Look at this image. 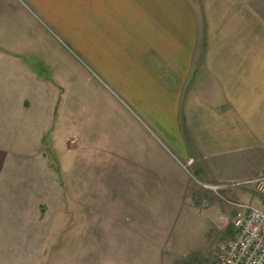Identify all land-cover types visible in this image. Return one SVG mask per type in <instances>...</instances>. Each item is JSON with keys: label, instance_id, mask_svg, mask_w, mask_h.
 <instances>
[{"label": "rangeland", "instance_id": "1", "mask_svg": "<svg viewBox=\"0 0 264 264\" xmlns=\"http://www.w3.org/2000/svg\"><path fill=\"white\" fill-rule=\"evenodd\" d=\"M209 4L216 39L264 44V0ZM106 10L103 20L115 16ZM94 15L82 0H0V42L30 47L23 54L57 95L54 127L44 137L49 147L38 167L37 198L51 210L34 226L39 241L21 245L16 258L8 253L11 245H1L0 264H216L218 246L230 241L234 210L261 203L252 187H216L240 182L223 179L230 169L264 167V137L239 133L238 142V133L206 132L215 147L205 157L187 141L195 161L189 167L156 117L144 113L143 91L130 89L133 66L148 57L126 51L123 20L118 29L105 21L97 33ZM113 31L124 41L118 43ZM100 37L103 50L96 52ZM230 137L243 145H228Z\"/></svg>", "mask_w": 264, "mask_h": 264}, {"label": "crops", "instance_id": "2", "mask_svg": "<svg viewBox=\"0 0 264 264\" xmlns=\"http://www.w3.org/2000/svg\"><path fill=\"white\" fill-rule=\"evenodd\" d=\"M82 1L95 8L93 26L97 33L105 28V21L118 29L123 20L128 28L126 51L137 49L148 57L141 66H133L136 70L128 81L130 89L143 91L144 113L156 117L170 146L189 167L195 161L189 156L187 141L205 157L215 147L206 132L238 133V142L242 138L239 133H261L264 137V44L225 43L224 36L216 39L210 0H202V13L199 0ZM105 10L106 15L115 11V16L103 20ZM113 37L118 43L124 41L114 31ZM103 41L96 38V52L103 50ZM30 50L0 42V247L11 245L8 253L14 258L22 255L21 245L39 241L34 226L43 223L51 210L37 198L42 186L38 167L49 147L44 137L54 127L57 95L49 81L39 76L32 58L23 54ZM115 50L118 52V45ZM196 52L199 54L194 57ZM227 143L243 145L232 137ZM244 166V170L230 169L223 179L243 181L264 174L263 165ZM56 207L64 208L61 204ZM227 236H233L231 226ZM25 251L26 257L33 254L30 247Z\"/></svg>", "mask_w": 264, "mask_h": 264}, {"label": "built area", "instance_id": "3", "mask_svg": "<svg viewBox=\"0 0 264 264\" xmlns=\"http://www.w3.org/2000/svg\"><path fill=\"white\" fill-rule=\"evenodd\" d=\"M233 187H252L261 203L258 207L240 206L234 210L233 236L218 246L213 258L216 264H264V174L216 189Z\"/></svg>", "mask_w": 264, "mask_h": 264}]
</instances>
